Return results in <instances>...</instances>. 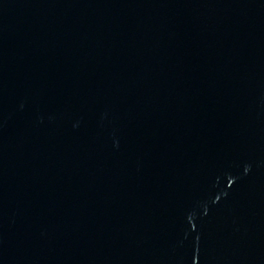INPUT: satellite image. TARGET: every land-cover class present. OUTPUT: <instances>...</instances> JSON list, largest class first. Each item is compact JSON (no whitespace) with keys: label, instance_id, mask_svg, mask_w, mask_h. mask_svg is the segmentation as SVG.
I'll return each mask as SVG.
<instances>
[{"label":"water","instance_id":"water-1","mask_svg":"<svg viewBox=\"0 0 264 264\" xmlns=\"http://www.w3.org/2000/svg\"><path fill=\"white\" fill-rule=\"evenodd\" d=\"M0 264H264V0H0Z\"/></svg>","mask_w":264,"mask_h":264}]
</instances>
